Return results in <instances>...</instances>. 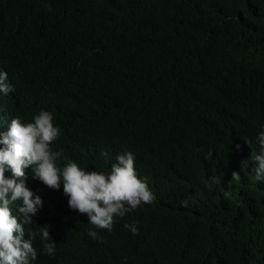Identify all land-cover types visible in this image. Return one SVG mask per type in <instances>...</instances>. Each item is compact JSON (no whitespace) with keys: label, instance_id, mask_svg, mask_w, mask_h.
I'll list each match as a JSON object with an SVG mask.
<instances>
[{"label":"trees","instance_id":"1","mask_svg":"<svg viewBox=\"0 0 264 264\" xmlns=\"http://www.w3.org/2000/svg\"><path fill=\"white\" fill-rule=\"evenodd\" d=\"M4 26L0 130L44 108L54 148L97 171L131 150L156 196L92 238L62 188L29 178L57 244L34 240L35 264H264V182L241 165L264 123V0H0Z\"/></svg>","mask_w":264,"mask_h":264},{"label":"clouds","instance_id":"2","mask_svg":"<svg viewBox=\"0 0 264 264\" xmlns=\"http://www.w3.org/2000/svg\"><path fill=\"white\" fill-rule=\"evenodd\" d=\"M4 28L0 30V38L6 37L2 34ZM11 90L7 72L0 70V95L7 96ZM0 121L4 118L0 117ZM60 132L53 113L44 108L28 120L12 115L6 130H0V264H35L38 250L33 242L37 238L40 254L56 253L57 244L49 235L48 225L37 226L32 221L42 207V197L27 186L29 178L54 190L62 188L68 208L86 214L87 224L93 226L88 229L92 238L97 236L94 228L111 231L115 218L156 200L147 178L138 176L133 151L117 152L108 169L97 171L80 166L65 156L62 149L54 148L53 142ZM243 140L250 152L241 165L249 167L253 181L264 182V123L254 140L247 137ZM240 147L235 145L237 151ZM208 156L211 151L205 158ZM232 179H239V173L233 171ZM208 180L218 183L214 175ZM188 204V199L180 200L182 207ZM27 225L35 228H26ZM123 227L132 234L138 230L135 221Z\"/></svg>","mask_w":264,"mask_h":264}]
</instances>
